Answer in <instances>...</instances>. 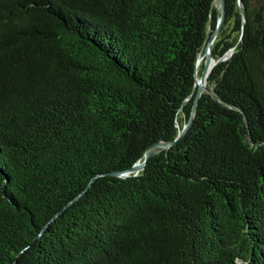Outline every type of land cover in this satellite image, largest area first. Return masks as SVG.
<instances>
[{
	"label": "trees",
	"instance_id": "16d2710c",
	"mask_svg": "<svg viewBox=\"0 0 264 264\" xmlns=\"http://www.w3.org/2000/svg\"><path fill=\"white\" fill-rule=\"evenodd\" d=\"M225 11L117 175L219 0H0V264H264V0Z\"/></svg>",
	"mask_w": 264,
	"mask_h": 264
},
{
	"label": "water",
	"instance_id": "95a60500",
	"mask_svg": "<svg viewBox=\"0 0 264 264\" xmlns=\"http://www.w3.org/2000/svg\"><path fill=\"white\" fill-rule=\"evenodd\" d=\"M239 3L241 4V0H239ZM219 8L221 9V15H220V18L218 21L217 28L214 31H212V33L208 34V36H209L208 37V43L204 49L205 50L204 55H203V57L205 58L204 68L202 70L200 77H198V76L196 77L195 89L197 91V94L195 97V101H194V105H193V112H192L190 119L183 126V128L181 129V131L179 132L178 136L175 138L174 141H171V142L158 141L156 143H153L152 146H150L146 150V152L144 153V156H143L144 159L143 160L136 162L126 171L115 172V174L121 175V174H128L131 172L138 173L139 171H141L142 169L145 168L147 162L149 161V159L151 157H153L155 154L159 153L163 149L169 148L170 146H172L173 144H175L176 142L181 140L185 136L187 131L189 130V128L193 122V117H194V113H195V109H196V105L198 103V100H199L202 92L207 89L206 84H207V79H208L210 72L212 71L213 67L218 62H220L221 60H224L228 57V54H225L223 57H221L219 59H215L213 54H212L213 41L216 39V36L218 35L219 30H220V28L224 22V19H225V12H226L225 11V0H219ZM209 32H211V27L209 28ZM196 72H198V70H196Z\"/></svg>",
	"mask_w": 264,
	"mask_h": 264
},
{
	"label": "bare ground",
	"instance_id": "6f19581e",
	"mask_svg": "<svg viewBox=\"0 0 264 264\" xmlns=\"http://www.w3.org/2000/svg\"><path fill=\"white\" fill-rule=\"evenodd\" d=\"M203 60H204V57H203V55H200V57H199V59H198V68L199 67H201V65H202V63H203ZM198 77H200V76H198Z\"/></svg>",
	"mask_w": 264,
	"mask_h": 264
},
{
	"label": "rangeland",
	"instance_id": "374dc122",
	"mask_svg": "<svg viewBox=\"0 0 264 264\" xmlns=\"http://www.w3.org/2000/svg\"><path fill=\"white\" fill-rule=\"evenodd\" d=\"M218 36V35H217ZM217 38V37H216ZM216 41V39L213 41V43Z\"/></svg>",
	"mask_w": 264,
	"mask_h": 264
}]
</instances>
